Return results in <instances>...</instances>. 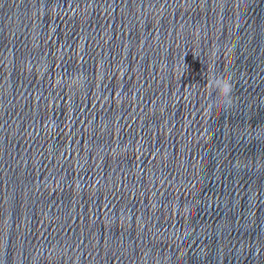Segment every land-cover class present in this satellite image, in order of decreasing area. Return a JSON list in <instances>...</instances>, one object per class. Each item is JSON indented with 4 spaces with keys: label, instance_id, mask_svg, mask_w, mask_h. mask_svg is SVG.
<instances>
[{
    "label": "clouds",
    "instance_id": "clouds-1",
    "mask_svg": "<svg viewBox=\"0 0 264 264\" xmlns=\"http://www.w3.org/2000/svg\"><path fill=\"white\" fill-rule=\"evenodd\" d=\"M212 86L216 88L218 94L225 99L226 103L231 102L232 84L230 80L218 77L212 82Z\"/></svg>",
    "mask_w": 264,
    "mask_h": 264
}]
</instances>
